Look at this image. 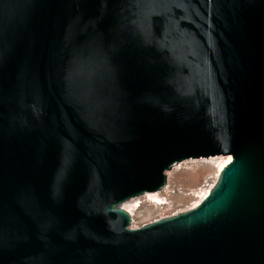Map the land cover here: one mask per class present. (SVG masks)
<instances>
[{
  "label": "water",
  "instance_id": "obj_1",
  "mask_svg": "<svg viewBox=\"0 0 264 264\" xmlns=\"http://www.w3.org/2000/svg\"><path fill=\"white\" fill-rule=\"evenodd\" d=\"M0 264H264V0H0Z\"/></svg>",
  "mask_w": 264,
  "mask_h": 264
},
{
  "label": "rangeland",
  "instance_id": "obj_2",
  "mask_svg": "<svg viewBox=\"0 0 264 264\" xmlns=\"http://www.w3.org/2000/svg\"><path fill=\"white\" fill-rule=\"evenodd\" d=\"M217 174L218 164L208 165L205 160L178 164L167 174V188L159 194L160 202H155L154 199L146 196L135 201L138 203L137 207H130V204L123 205V209L131 214V227L141 228L157 220L195 208L203 194L208 190L210 192L216 184Z\"/></svg>",
  "mask_w": 264,
  "mask_h": 264
},
{
  "label": "bare ground",
  "instance_id": "obj_3",
  "mask_svg": "<svg viewBox=\"0 0 264 264\" xmlns=\"http://www.w3.org/2000/svg\"><path fill=\"white\" fill-rule=\"evenodd\" d=\"M205 161L207 162L208 165H217V164H218V174H217V177H218L219 174L221 173V171H222V170H223V169H224L229 163H231L232 158H231L230 156H229V157H217V158H210V159L205 160ZM166 188H167V187H166ZM166 188H165V189H166ZM165 189H164V190H165ZM159 194H160V193L146 194V195L143 196V197L148 196V197L154 199L155 202H160L161 199H159ZM208 194H209V190L206 191V192L203 194V197L201 198V201H202L203 199H205V198L207 197ZM138 199H139V198H137V199H135V200H132V201H130V202H127L126 204H130V207H137L138 203L135 202V201H137ZM201 201L197 202L196 205H195L194 207L198 206V205L200 204ZM126 204H124V205H126ZM129 211L131 212V210H129Z\"/></svg>",
  "mask_w": 264,
  "mask_h": 264
}]
</instances>
